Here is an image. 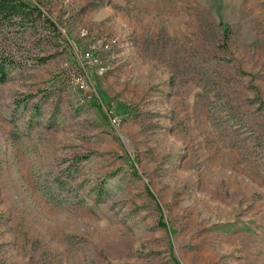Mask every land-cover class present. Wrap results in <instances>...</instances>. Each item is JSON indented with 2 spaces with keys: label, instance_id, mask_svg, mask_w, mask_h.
<instances>
[{
  "label": "rangeland",
  "instance_id": "1",
  "mask_svg": "<svg viewBox=\"0 0 264 264\" xmlns=\"http://www.w3.org/2000/svg\"><path fill=\"white\" fill-rule=\"evenodd\" d=\"M24 1L0 264H264V0Z\"/></svg>",
  "mask_w": 264,
  "mask_h": 264
},
{
  "label": "trees",
  "instance_id": "2",
  "mask_svg": "<svg viewBox=\"0 0 264 264\" xmlns=\"http://www.w3.org/2000/svg\"><path fill=\"white\" fill-rule=\"evenodd\" d=\"M42 12L39 7L35 5H30L24 0H0V17L14 20V19H29L34 16L41 17ZM55 26L52 20L46 19ZM13 61L11 59L5 58L3 54L0 53V83L7 81L9 76V68L12 66ZM103 187V185H101ZM102 191H100L101 193Z\"/></svg>",
  "mask_w": 264,
  "mask_h": 264
}]
</instances>
